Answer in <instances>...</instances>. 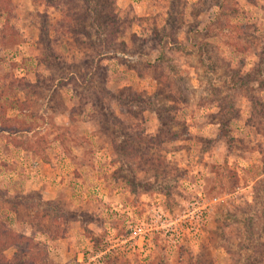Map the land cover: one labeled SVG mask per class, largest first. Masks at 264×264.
<instances>
[{
  "label": "rangeland",
  "instance_id": "374dc122",
  "mask_svg": "<svg viewBox=\"0 0 264 264\" xmlns=\"http://www.w3.org/2000/svg\"><path fill=\"white\" fill-rule=\"evenodd\" d=\"M64 1L0 0V81L34 85L0 87V218L28 235L18 195L59 203L66 236L32 245L46 264H264V0H80L78 39ZM109 2L120 32L97 57ZM146 142L149 172L124 154Z\"/></svg>",
  "mask_w": 264,
  "mask_h": 264
},
{
  "label": "trees",
  "instance_id": "16d2710c",
  "mask_svg": "<svg viewBox=\"0 0 264 264\" xmlns=\"http://www.w3.org/2000/svg\"><path fill=\"white\" fill-rule=\"evenodd\" d=\"M80 0H65V4L67 6V11L65 12L67 17H70L71 25L68 29V33L70 31L77 33L78 35H75V39H78L77 36L79 35H84V29L81 28V30H76L75 28H71L72 24V19H76L77 21H80L83 19V16L75 12L77 8V4L79 3ZM83 4H86L88 9L92 11L91 5L94 0H81ZM98 1V0H97ZM97 1H95V4H97ZM102 10H105V14L100 15L99 19L97 22V30L99 28H103L102 30H106L105 34V41L102 43V47L100 48V52L97 53V57L101 56L102 51L106 50L109 48V45H112V41L114 40L115 36L120 32V25L118 24L117 26L115 25L117 21V16H116V10L114 6V2H109L105 5L98 6L94 10L95 13L100 12ZM87 12V11H86ZM221 13V12H220ZM218 14V11H217ZM216 14V15H217ZM79 15L81 17H79ZM116 18V21H114ZM101 32V31H100ZM111 43V44H110ZM86 45V44H84ZM120 50L123 51V47H125V43L121 40L120 43ZM50 57V56H49ZM51 58V57H50ZM55 59L54 57H52ZM88 72L93 73L97 72L98 69H101L99 65L96 63L89 62L87 64ZM169 69L174 72L175 75V82L174 83H180L182 81V76L179 74L177 70H174V67L169 66ZM37 72V71H36ZM37 74V73H36ZM230 76V79L232 80V87H234V84H238L236 86L237 89H240L244 87L243 85L245 82L243 80H240L238 77L235 76V74L228 75ZM77 77V76H76ZM9 81L7 85H4L3 80L0 81V87L6 86L9 89H12L13 87L18 90V91H25V94L27 97H29V92L33 91L34 85H31L28 83L23 77H9ZM86 78V77H85ZM83 79V85H92L91 84V79L90 77ZM238 78V79H237ZM237 80L239 83H237ZM259 85L263 87L264 89V80L262 78L258 79ZM181 84V83H180ZM246 85V84H245ZM248 86V85H247ZM180 89V88H179ZM2 96V93L0 92V98ZM146 101V100H143ZM146 105L153 106L154 102L153 101H146ZM24 107L27 106L26 103L23 104ZM259 106V105H258ZM253 110L251 111V116H254L253 112L258 111L262 113V116L264 117V108H257L256 106H252ZM223 109H226V111H231L233 110V107L230 105L228 101H225L222 103L221 110L223 113ZM225 112V111H224ZM234 113V110H233ZM0 119L4 122V126L7 128V125L9 126L10 120L5 117L4 114L0 112ZM7 124V125H6ZM261 132L264 131L262 130ZM31 143V142H30ZM30 143H27L26 149L33 151L31 149ZM114 149L118 146L115 141L112 142ZM144 148L140 149H135L134 147L128 146V148L124 147L125 155H131L132 159H135L136 166L140 168L143 171H152L155 167L159 165H164L163 161L161 160L160 156L158 153L155 151H152V148L149 147V143L144 144ZM132 150V154L130 153ZM258 151L261 154L262 157V164L264 165V147L258 148ZM117 152V151H116ZM25 195H18L19 199H25L26 201L22 200L21 203L17 204L15 207H12V212L14 213L15 216H18L17 218L22 222L25 223L29 228L30 232L28 235L22 232H16L14 231L8 224V222L5 221V219L0 218V264H46L44 263L46 258L43 254H41L38 251H33L32 245L34 244L35 238L37 235L42 234L44 236H47L49 239H57L58 237H65L67 230L64 226H62V222L64 220V213L63 211L57 206L59 203L56 202H50V201H45L38 197L36 200L34 197H29L27 196V193H24ZM167 194V193H166ZM263 198H262V208H261V213L264 216V193H263ZM27 199L29 203L27 202ZM33 201V202H30ZM35 201V202H34ZM37 201V202H36ZM39 206L41 205V209L36 208V205ZM10 209V210H11ZM248 239L251 240L253 239L252 236L249 235ZM252 241V240H251ZM257 241V239H255ZM14 248L13 252V257L8 258L6 256V251L9 248ZM110 255L105 256V264H130L127 261H121L119 257L111 256ZM262 257L264 258V253L262 254ZM189 264H195V263H189ZM256 264V263H254Z\"/></svg>",
  "mask_w": 264,
  "mask_h": 264
},
{
  "label": "built area",
  "instance_id": "2783aa9c",
  "mask_svg": "<svg viewBox=\"0 0 264 264\" xmlns=\"http://www.w3.org/2000/svg\"><path fill=\"white\" fill-rule=\"evenodd\" d=\"M213 200L215 201L216 198H214ZM203 206H204V208H206L207 205L205 204ZM161 217H162V215H161ZM161 217L159 216V218H161ZM149 226H150V224L147 225V223H145V222L138 223V224L135 225V227H133V234L135 236H138V237L142 238V237L147 235V232L149 230L148 229Z\"/></svg>",
  "mask_w": 264,
  "mask_h": 264
}]
</instances>
